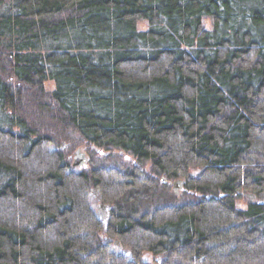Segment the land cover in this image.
I'll return each instance as SVG.
<instances>
[{"label": "trees", "instance_id": "obj_1", "mask_svg": "<svg viewBox=\"0 0 264 264\" xmlns=\"http://www.w3.org/2000/svg\"><path fill=\"white\" fill-rule=\"evenodd\" d=\"M263 198L264 0H0V264H264Z\"/></svg>", "mask_w": 264, "mask_h": 264}, {"label": "rangeland", "instance_id": "obj_2", "mask_svg": "<svg viewBox=\"0 0 264 264\" xmlns=\"http://www.w3.org/2000/svg\"><path fill=\"white\" fill-rule=\"evenodd\" d=\"M207 24H208V21H207ZM47 86L52 88V83H48ZM68 146H69V144H66L65 147H68ZM78 149L83 150L85 152V154L87 155V152L85 151L84 148H78ZM73 153H74V151H73ZM73 153H72V158H73ZM114 153H117V152L114 151ZM103 155H104V153H103ZM120 155L123 157V152H121ZM100 156H102V155H100ZM125 159H129L131 161L132 157L128 158V157L125 156ZM113 165L114 166H118V163H114ZM78 169H80V168H78ZM177 180H179V179H177ZM177 180H173V182L170 183L171 191H172V187L175 185L174 182H176ZM175 186H178L179 194H181L182 193V186L180 184L179 185L176 184ZM177 197L179 198L180 195H178ZM88 198H89V202H90V205H91L92 209L96 213V216L101 221V223L103 225H105L106 224V220H107L108 211L110 209V205L102 200V198L100 197L99 193L95 189H91L89 191ZM263 200H264V198H263ZM103 204L106 205V207H103ZM150 264H157V263L153 262V261H150Z\"/></svg>", "mask_w": 264, "mask_h": 264}, {"label": "water", "instance_id": "obj_3", "mask_svg": "<svg viewBox=\"0 0 264 264\" xmlns=\"http://www.w3.org/2000/svg\"><path fill=\"white\" fill-rule=\"evenodd\" d=\"M73 162H72V166L73 168H80L83 165H85V163L87 162L88 158L87 155L85 154V152L81 149H76L73 153V158H72ZM174 184L176 185H181L180 180H177L176 182H174ZM173 186L172 187V191L175 194H179L178 191V186ZM103 207H106V205L103 204Z\"/></svg>", "mask_w": 264, "mask_h": 264}]
</instances>
